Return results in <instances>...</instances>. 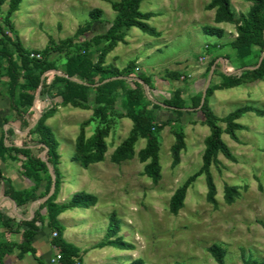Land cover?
<instances>
[{"label": "rangeland", "instance_id": "1", "mask_svg": "<svg viewBox=\"0 0 264 264\" xmlns=\"http://www.w3.org/2000/svg\"><path fill=\"white\" fill-rule=\"evenodd\" d=\"M115 1L118 0H23L11 20L23 46L38 51L36 54L42 58L41 51L52 48L53 42L59 44L76 36L79 28L91 20L90 12L94 9L103 10L102 19L78 38L79 41L106 32L117 14L112 7ZM211 1L144 0L141 11L157 13L148 23L161 35L152 36L138 28L128 30L125 41L108 54L105 65L123 70L135 62V75L150 79L149 90L157 100L163 102L181 89L186 105L199 107L214 59L227 57L226 71L244 64L239 51L231 45L238 37L237 25L217 24L215 10L208 9ZM231 2L237 19L251 7L247 0ZM8 9V3L1 8L0 25L13 45L17 38L4 23ZM205 26L223 28L225 35L209 36ZM255 51L258 53L259 48ZM241 53L246 55V51ZM52 55L59 57L58 52ZM7 81L6 77L0 78V116L6 114L0 119V131L13 127L15 135L8 142L14 140L21 144L29 137L9 109ZM93 98L94 93L92 104ZM247 105L264 111V79L216 90L210 97V106L219 118ZM92 117V110L69 105L59 106L55 116L47 121L59 142L61 155L59 169L63 180L57 203L63 194L67 198L61 203L68 202L76 193L98 198V203L91 208L66 211L68 216L63 226L70 230L69 243L80 248L76 264H130L139 258L146 264H218L210 253L214 244L226 250V264L264 260V114L248 112L240 118L238 123L243 128L237 131L238 140L224 134L223 139L236 161L221 154V164L212 166L217 205L208 200L205 176H197L188 189L185 207L177 215L170 210L172 196L203 165L205 139L211 133L203 114L186 113L180 117L166 109L158 113L157 125L163 128L158 131L162 178L157 184L145 175L146 163L137 155L146 146L144 139L137 142L134 158L120 164L112 162V154L133 127L130 119L118 115L112 117L105 160L87 169L80 165L75 159L76 140L81 125ZM6 120L9 124H5ZM97 126L98 121L86 128L87 138L94 135ZM176 131L185 134L186 148L181 153V163L174 167L172 147L177 140ZM2 168L7 170L5 162ZM226 185L237 187L240 193L232 204L225 201ZM113 214L117 215L121 228L117 237L133 244V249L108 244ZM101 243L106 245L102 247Z\"/></svg>", "mask_w": 264, "mask_h": 264}, {"label": "trees", "instance_id": "2", "mask_svg": "<svg viewBox=\"0 0 264 264\" xmlns=\"http://www.w3.org/2000/svg\"><path fill=\"white\" fill-rule=\"evenodd\" d=\"M143 1L118 0L113 2L112 7L117 14L108 30L91 39L79 41L78 38L90 32L93 25L102 19L103 10H92L91 20L86 26L79 28L76 36L61 41L59 44L53 42L54 46L41 51L42 58L38 59L31 57L38 51H30L23 46L11 20L23 0H0V10L5 4H9L4 23L11 28L17 38L16 42L11 45L4 27L0 25V78L8 79L7 98L10 111L16 115L22 130L27 131L29 137L21 144H17L14 140L9 143L8 140L15 135V130L13 127L5 129L0 139V159L21 161L23 175L34 182L31 189H17L12 180L4 175L0 165V189L3 187L4 196L15 202L17 207L25 208L49 195L53 185L49 164L56 175L54 194L41 202L39 209L34 211L30 219L20 218L18 221L0 213V222L4 228L23 234V241L20 244L0 240V264H4L7 255L16 249L21 258L27 253L35 254L33 240L46 227L53 232H58L53 242L61 249L63 264H76V259L79 258L80 248L64 238L65 227L60 222L59 216L73 208H91L98 203V198L88 193H76L68 202L57 203L63 180L59 169L61 155L58 150L59 142L54 137L47 121L55 116L58 106L71 105L75 108L93 111V117L81 125L76 140L75 159L85 169L105 160L108 151L106 138L111 133L112 117L118 115L130 119L133 123L130 134L116 148L111 160L120 164L134 158L137 142L140 139L146 140V146L137 155L142 163H146L145 175L156 184L162 178L158 131L163 128V125H157L158 113L166 109L181 117L186 113L201 112L211 132L205 139L203 165L195 177L190 178L176 190L171 198L170 210L175 215L179 214L185 207L191 183L197 176L203 175L208 187V200L217 205V186L212 174V166L221 164L219 159L221 154L236 161V157L232 154L223 136L228 134L232 139L238 140L237 131L243 128L238 120L248 112L261 115L264 111L247 105L239 107L226 117L219 118L210 106V97L216 90L230 89L242 83L264 79V0H247L251 3V7L247 13L241 14L239 19H237L238 16L231 0H212L208 5L209 10H215L217 24L234 23L237 25L238 37L232 41L231 45L233 49L239 51L238 56L244 64L236 70L226 71L224 67L227 57L214 59L209 67L210 73L214 67L210 84L207 88L209 82L206 83L202 94L204 96L205 93L204 103L197 108L186 105L181 89L175 90L174 96L163 102L157 100L149 90L150 79L146 76L135 75V62L130 63L123 70L113 65H105L108 54L120 42L125 41L128 30L138 28L152 36L161 35L148 23L157 13H143L141 11ZM204 31L209 36L219 38L225 35L223 28L215 26H205ZM256 47L259 48L258 53L255 51ZM241 50L246 51L245 56ZM56 52L59 53V57L53 58L52 54ZM261 57L263 61L258 66ZM216 79L220 82L215 83ZM49 101L52 105L46 106L45 104ZM96 121L99 122V126L94 135L87 138L86 128ZM220 123H224L226 127L224 128ZM5 124H9L7 120ZM175 135L177 140L172 147V164L177 167L181 163V153L186 148V141L182 131H176ZM31 136H34V139L31 140ZM44 182H46L44 191L40 192ZM239 195L237 187L225 186L224 197L227 203L232 204ZM44 209L47 210V222L42 213ZM120 230L119 219L116 214H113L107 235L108 244L124 250L133 249V244L117 237ZM105 245L106 243H101L102 247ZM210 253L218 264H226V250L220 245H212ZM40 264L44 263L40 262ZM130 264H146V262L139 258ZM244 264H264V260L247 259Z\"/></svg>", "mask_w": 264, "mask_h": 264}, {"label": "crops", "instance_id": "3", "mask_svg": "<svg viewBox=\"0 0 264 264\" xmlns=\"http://www.w3.org/2000/svg\"><path fill=\"white\" fill-rule=\"evenodd\" d=\"M49 102L46 103L45 105L49 106ZM5 115L6 114L3 113L2 116H0V119L2 120L3 116ZM2 135L3 133L0 131V139ZM4 162L7 166V170L4 171L2 168L3 173L7 178H10L12 180L15 188L19 190H24V189H31L34 186V182L23 175V168L21 161H12L10 159L2 161L0 159L1 167ZM45 184L46 182H44L40 192L44 191ZM3 193H4V189L2 187L0 189V213H4L10 218H15L18 221L20 218L30 219L34 215V211L38 210L40 207L41 202L38 201L31 203L25 208L24 207L19 208L17 207L15 202L5 197ZM61 198L63 199H59L61 201H58V203H61L62 200H66L67 196L63 194V197ZM67 212L62 213L59 216V220L62 224L64 222L65 217L68 216ZM42 213L45 216L47 222L48 221L47 210L44 209ZM53 233L54 232L49 227H46L33 240V246L36 249L35 254L27 253L23 258H21L19 256V251L16 249L11 254L7 255L4 264H40V262L47 264L50 258L57 252L53 242L54 241ZM64 238L66 239V241L70 242L71 235L69 228L68 230H65ZM2 239L10 243L20 244L23 241V234L22 232L8 231L6 228H4L1 225L0 222V240Z\"/></svg>", "mask_w": 264, "mask_h": 264}, {"label": "built area", "instance_id": "4", "mask_svg": "<svg viewBox=\"0 0 264 264\" xmlns=\"http://www.w3.org/2000/svg\"><path fill=\"white\" fill-rule=\"evenodd\" d=\"M31 57L41 59V56L39 54H32ZM17 131L20 132L19 130H17ZM53 236H54V238L57 237L58 232L55 231L53 233ZM55 248H56L57 252L50 258V260L48 261L47 264H63V255H62L61 249L57 246H55Z\"/></svg>", "mask_w": 264, "mask_h": 264}, {"label": "water", "instance_id": "5", "mask_svg": "<svg viewBox=\"0 0 264 264\" xmlns=\"http://www.w3.org/2000/svg\"><path fill=\"white\" fill-rule=\"evenodd\" d=\"M222 60H223V59H222ZM262 61H263V57H261L258 66H260V64L262 63ZM258 66H257V67H258ZM213 72H214V67H213L212 72H211V77H212V75H213ZM211 77H210V79H209V83H208V85H207V88H208V86H209V84H210ZM42 84H43V79H42V82H41V86H42ZM38 98H39V94L37 95V99H38ZM37 99H36V101H37ZM204 100H205V93H204V96H203V98H202V104L204 103ZM42 155H43V154H42ZM49 169H50V172H51V174H52V176H53V185H52V188H51V191H50L49 195H48L47 197H45L43 200H40V202L49 199V198L54 194V192H55V190H56V175L54 174V172H53V170H52L50 164H49Z\"/></svg>", "mask_w": 264, "mask_h": 264}]
</instances>
